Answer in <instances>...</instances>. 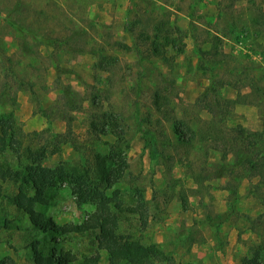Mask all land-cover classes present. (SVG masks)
I'll return each instance as SVG.
<instances>
[{
    "label": "rangeland",
    "instance_id": "rangeland-1",
    "mask_svg": "<svg viewBox=\"0 0 264 264\" xmlns=\"http://www.w3.org/2000/svg\"><path fill=\"white\" fill-rule=\"evenodd\" d=\"M158 22L161 33L184 35L182 54L167 48L166 60L152 52L144 35ZM207 32L223 36L214 65L199 63ZM83 58L93 59L83 62L92 82L73 101L61 91L54 100L56 88L80 78L72 65ZM219 80L226 82L223 92ZM211 82L215 92L206 101ZM5 95L16 100L0 103V118L14 115L21 141L18 155H0L12 169L18 157L30 162L25 147L43 155L48 168L94 169L96 156L125 152L123 177L103 190L120 206L121 244L153 249V264H245L257 247L264 260V224L257 221L264 187L232 165L233 128L251 133L264 125V0H0V100ZM29 113L46 126L24 129L21 117ZM175 118L198 129L196 138L180 141ZM90 122L113 132L98 135ZM8 173L0 166V221L8 222L0 228V258L34 264L35 244L43 253L76 257L74 264L96 254L98 264H127L121 254L99 249L94 233L54 237L34 229L11 202L24 193L54 224L80 223L96 204H79L71 183L56 181L37 194L21 175Z\"/></svg>",
    "mask_w": 264,
    "mask_h": 264
},
{
    "label": "trees",
    "instance_id": "trees-1",
    "mask_svg": "<svg viewBox=\"0 0 264 264\" xmlns=\"http://www.w3.org/2000/svg\"><path fill=\"white\" fill-rule=\"evenodd\" d=\"M163 25L164 23L162 22L156 23L154 33L152 35L145 34L144 36L147 41L150 39L152 52L166 59L165 53L167 48L174 49L178 54L183 52L184 43L182 38L184 35L179 29L175 31L163 30V33H161V27ZM207 39L211 42L210 49L204 51L205 54L202 52L200 59L206 65H214L218 60L215 58L219 55L218 46L222 40L216 34L208 35ZM210 68L211 70L208 69L209 71L214 70L213 67ZM211 85L206 87L202 95L206 101H209L210 93L215 92L214 82H211ZM59 89L61 93L67 96L69 101L74 100L75 94L68 85L62 84ZM6 96L1 98L0 103L4 105L8 102L11 104L15 102V96L11 97L10 101ZM161 99L160 94L156 92L154 95V104L160 106ZM229 101L233 102L231 99ZM15 124L16 119L13 114H10L7 118H0V155L8 152H14L18 155L20 152L21 141L16 137ZM66 127L68 129L70 128L69 119H66ZM89 127L91 131H94L98 135H106L109 132H113L107 128V125L98 127V124L95 122H90ZM173 128L179 140L186 143L191 142L198 134V129L192 128L189 124L185 125L182 120L176 118L174 119ZM183 129L188 131V136H186ZM233 130L235 131L234 142L238 145V151L236 153V160L232 165H235L234 167L237 166L238 170L242 172L243 175L241 178H256V187H264V125L260 132L249 133L241 126H236ZM24 155L30 156L29 163H23L21 158L18 157L19 167L12 169L8 160L2 161L0 166L6 167L7 173L8 171H13V175L16 174L17 177L21 175V182L25 186H30L37 194H41L44 189L56 183V181H67L72 184L71 190L79 204L89 200L94 201L96 204L95 209L88 212L80 223L58 225L46 219L42 213L34 209V201L31 197H28L24 193L13 196L11 202L28 215L29 222L34 229L44 234L53 235L54 237L94 233L99 244V249H105L109 253L121 254L127 264H153L151 257L153 249L140 244L123 245L119 242L117 238L119 218L117 211L120 210V206L118 203L113 204V200L103 192L104 188L119 182L123 177L125 169L128 167L127 156L124 151L121 149L112 150L106 158L96 156L94 169L85 165H82L80 169L65 166H57L55 168L45 167L41 163L42 158H39L43 155L30 147H25ZM223 156L226 157L227 153L223 152ZM92 170L95 171V179L91 177L90 172ZM257 218L259 224H264V203L262 212ZM2 226H8V222L3 220V223H1L0 221V228ZM262 236L264 240V230ZM31 248L34 264H74L76 259V257L63 253L62 251L56 252L52 250L49 253H43L37 249L35 244H32ZM258 249L259 247H257L252 257L244 259L245 264H264V260H262ZM98 258L96 254L86 261H88V264H98ZM0 264H14V261L10 257H4L0 258Z\"/></svg>",
    "mask_w": 264,
    "mask_h": 264
},
{
    "label": "crops",
    "instance_id": "crops-1",
    "mask_svg": "<svg viewBox=\"0 0 264 264\" xmlns=\"http://www.w3.org/2000/svg\"><path fill=\"white\" fill-rule=\"evenodd\" d=\"M190 20L193 21L191 23H194V22L197 21V20L195 21L194 18H192ZM215 34L218 35V36H220L221 38L223 37L221 34H218L217 32H215ZM188 35L191 36L190 33H188ZM208 35H211V33H208L207 32V37H208ZM205 43L208 45V48L205 49V50L199 49V63L201 61H203V60L200 59V56L202 55V52H203V54H205L204 51L209 50L210 49V46H211V42L208 39L205 41ZM184 50H185V44H184ZM184 50H183V52H184ZM183 52H181L179 54H182ZM85 60H87V58H83L82 61L81 60H79V61H73V65H72L73 66V70H74L75 73H77L80 76V78H77L76 80H68L69 81L68 82V84H69L68 86L70 87V89L74 93H76L78 95H82L84 93V87H83V85L85 83L92 82V79L89 78V76L87 74V71L84 72V70H86V68H87V65H84V63H83ZM91 60H92V63H93V59H90V61H88V60L87 61L91 63ZM90 67H91V65H90ZM221 81L222 80H219V85L220 86L224 85V86H222L220 88L221 89V92H223V88L226 87V85H225L226 82L224 80L222 82ZM55 91H56V93L54 95L55 96L54 100L58 97V95L60 93V89L59 88H56ZM27 108H28V111H29V109H30V111H32L31 105L26 104V109ZM21 120L23 122L24 129L29 130V131L30 130H38V129H41L44 126H46V124H47L46 123V120L42 116L40 117L38 114H32V113H29L28 115L21 117ZM62 121H64V120H62Z\"/></svg>",
    "mask_w": 264,
    "mask_h": 264
}]
</instances>
